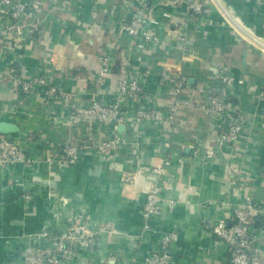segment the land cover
Wrapping results in <instances>:
<instances>
[{
    "label": "crops",
    "instance_id": "obj_1",
    "mask_svg": "<svg viewBox=\"0 0 264 264\" xmlns=\"http://www.w3.org/2000/svg\"><path fill=\"white\" fill-rule=\"evenodd\" d=\"M224 1L255 37L264 40V6L257 0ZM169 5L164 7L171 9ZM133 7L134 0H62L50 10L48 27L38 42L24 41L13 53L0 54L4 80L0 119L18 123L20 131L12 134L30 153L40 155L33 167L23 163L0 167V264H19L28 247L48 244L44 232L64 230L77 214L98 232V242L93 251L75 243L79 253L75 264H156L159 235L169 228L179 231L173 264H231L213 224L221 217L230 220L235 204L247 194L261 201L256 229L264 250V100L257 97L264 92V50L236 34L219 12L195 16L180 6L172 21L186 29L188 50L163 28V42L145 51L139 62L130 39L115 35ZM55 51L60 55L58 65L48 57ZM103 54L113 57L111 72L106 84L94 90ZM184 56L185 75L193 80L185 96L192 105L182 107L173 124L145 122L139 135L130 124L123 131L115 129L110 120L73 123L71 100L47 99L37 88L23 92L7 71L17 65L23 77L46 74L86 99H111L119 75L135 76L138 71L142 75L149 69L140 81L149 92L148 102L166 116L174 92L161 86L159 77L166 63ZM222 73L236 78L226 98L244 123V132L237 143L218 146L219 117L197 104L206 100L200 88H220ZM118 134L128 139L118 159L105 161L93 148H84L76 164L49 161L66 143L83 144ZM208 148L215 149L213 157L206 156ZM164 157L170 164L161 176L154 168ZM131 168L139 171L135 183H122V170ZM162 177L171 183L163 195L178 203L166 205L151 219L152 230L145 232L146 192ZM107 225L113 229L99 232Z\"/></svg>",
    "mask_w": 264,
    "mask_h": 264
},
{
    "label": "built area",
    "instance_id": "obj_2",
    "mask_svg": "<svg viewBox=\"0 0 264 264\" xmlns=\"http://www.w3.org/2000/svg\"><path fill=\"white\" fill-rule=\"evenodd\" d=\"M62 0H0V54L2 57L18 50L24 41L38 42L43 36L49 23L50 10L57 7ZM258 4L264 6V0H257ZM170 4L171 9H167ZM184 6L186 14L195 16H208L219 12L224 22L231 29L246 37L264 50V40L253 35L250 28L245 26L233 10L224 0H134V9L128 20H125L115 32L116 38H129L130 48L137 52V60L143 61L144 52L163 42L161 29L168 28L167 33L174 34L178 38L184 50H188L187 32L180 25H173L172 18L176 10ZM47 9V12L45 11ZM264 24V10L262 12ZM111 45L116 47L113 40ZM113 43V44H112ZM118 44V42H116ZM45 54H47L45 52ZM50 61L58 65L61 63L58 51L48 55ZM113 57L103 54L100 66L96 71L92 87L98 90L106 84L111 72ZM186 56L179 62H169L165 66L166 71L159 77L161 86H170L174 92L173 103L169 107L166 116L160 113L157 105L148 102L149 92L141 83L142 75H149L150 70L137 72L135 76L130 74L119 75L111 99L92 98L86 99L74 90H66L54 83L46 74L34 77H23L18 74L15 66L8 67V73L15 85L21 91L29 93L40 89L47 99L61 98L71 100L70 108L73 123H82L87 120H110L114 128L119 124H130L136 128L139 135L145 122L167 120L171 124L176 121L178 111L192 105V100L182 96L185 88L184 61ZM188 80V79H187ZM236 78L233 75L220 74V88L204 89L206 100L198 102V107L205 113H226L229 116L227 122L217 124L218 132L215 141L218 146L227 143H237L244 132V123L233 116V111L226 96L229 87L234 84ZM242 82V80H239ZM4 80L0 78V86ZM188 83V81H187ZM264 100V92L257 94ZM264 113V106L263 110ZM128 143L123 134L114 135L99 140L80 142H69L62 146L56 156L49 161H57L65 164H76L82 155L84 148H93L105 161H111L121 157V147ZM17 137L13 134L0 133V167H8L17 163H23L26 167H33L39 161V154L27 153ZM207 157L216 154L215 149L205 150ZM170 160L163 158L162 164L154 168L158 175L163 176L168 172L167 166ZM139 174L137 168L124 169L121 174V182L133 184ZM171 183L167 178L155 182L146 192L143 208L144 228L151 231V219L159 215L166 205L175 206L178 200L170 199L163 195V190L170 188ZM29 198L28 194H24ZM261 201L247 194L233 209V217L229 220L221 217L213 224V232L226 244L231 264H264V250L259 243V235L256 229L257 215L261 212ZM113 229L112 226H103L99 232ZM42 237L48 241L47 245H35L28 247L22 255L19 264H75L78 262L79 253L75 243H80L88 251H93L98 242V232L93 231L88 223L77 214L71 218L69 224L61 231H46ZM179 239L177 228L163 230L159 235V248L156 264H173L174 246Z\"/></svg>",
    "mask_w": 264,
    "mask_h": 264
},
{
    "label": "water",
    "instance_id": "obj_3",
    "mask_svg": "<svg viewBox=\"0 0 264 264\" xmlns=\"http://www.w3.org/2000/svg\"><path fill=\"white\" fill-rule=\"evenodd\" d=\"M41 54H45V51L44 52L42 51ZM214 69L216 70V68H214ZM187 81H188V84H191L193 80H192V78H190ZM125 128H126L125 124H119V126H118V130H120V131H123ZM18 131H20V125L18 123L13 122V121H9L6 119H0V133L12 134V133H16Z\"/></svg>",
    "mask_w": 264,
    "mask_h": 264
},
{
    "label": "trees",
    "instance_id": "obj_4",
    "mask_svg": "<svg viewBox=\"0 0 264 264\" xmlns=\"http://www.w3.org/2000/svg\"><path fill=\"white\" fill-rule=\"evenodd\" d=\"M15 67H16V72L19 74V69H18V66L17 65H15ZM184 77H185V88H187L188 87V83H187V77H186V75H185V72H184V75H183ZM185 90H184V92L182 93V96L184 97V98H186V99H188L187 98V96H185ZM232 108V107H231ZM232 110V109H231ZM233 111V110H232ZM216 114L218 115V117H219V119H218V123H220V122H227V120L229 119V116L226 114V113H222V112H220V113H217L216 112ZM233 116L234 117H237L238 118V116H237V114L233 111ZM239 119V118H238ZM240 120V119H239ZM217 123V124H218ZM230 145V144H229ZM259 215H257V217H258Z\"/></svg>",
    "mask_w": 264,
    "mask_h": 264
},
{
    "label": "rangeland",
    "instance_id": "obj_5",
    "mask_svg": "<svg viewBox=\"0 0 264 264\" xmlns=\"http://www.w3.org/2000/svg\"><path fill=\"white\" fill-rule=\"evenodd\" d=\"M49 39V38H48ZM47 39V40H48ZM20 144L22 145V143L20 142ZM23 146V145H22ZM24 148H26L25 146H23ZM27 149V148H26ZM28 154H30L29 150L27 151Z\"/></svg>",
    "mask_w": 264,
    "mask_h": 264
}]
</instances>
